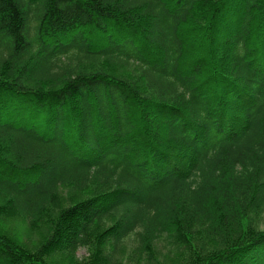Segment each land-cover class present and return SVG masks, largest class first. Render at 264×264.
Returning a JSON list of instances; mask_svg holds the SVG:
<instances>
[{"label": "trees", "instance_id": "16d2710c", "mask_svg": "<svg viewBox=\"0 0 264 264\" xmlns=\"http://www.w3.org/2000/svg\"><path fill=\"white\" fill-rule=\"evenodd\" d=\"M263 213L264 0H0V264H264Z\"/></svg>", "mask_w": 264, "mask_h": 264}, {"label": "rangeland", "instance_id": "374dc122", "mask_svg": "<svg viewBox=\"0 0 264 264\" xmlns=\"http://www.w3.org/2000/svg\"><path fill=\"white\" fill-rule=\"evenodd\" d=\"M27 221L24 219H16L14 216L10 215L7 216H0V224L5 229L6 232L9 234L16 236L20 241L22 240L29 247H33L34 244L40 242L41 239V231L35 228H32L29 224L26 223ZM261 227L264 228V213L261 215L260 218ZM132 244V241L129 244ZM163 244V243H162ZM130 247V245H129ZM158 251L160 255H164L166 253V245H158ZM91 251L88 247H80L77 252L75 253V261L76 263L79 262H86L90 257ZM65 255L59 254L53 256V260H55L58 264L68 263V260L64 257ZM169 259V260H168ZM171 258L167 257V263H175L170 260Z\"/></svg>", "mask_w": 264, "mask_h": 264}]
</instances>
